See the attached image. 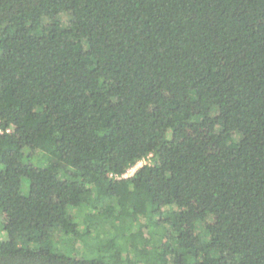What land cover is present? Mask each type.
Here are the masks:
<instances>
[{
    "label": "trees",
    "instance_id": "trees-1",
    "mask_svg": "<svg viewBox=\"0 0 264 264\" xmlns=\"http://www.w3.org/2000/svg\"><path fill=\"white\" fill-rule=\"evenodd\" d=\"M0 128V264H264V0H0Z\"/></svg>",
    "mask_w": 264,
    "mask_h": 264
},
{
    "label": "rangeland",
    "instance_id": "rangeland-1",
    "mask_svg": "<svg viewBox=\"0 0 264 264\" xmlns=\"http://www.w3.org/2000/svg\"><path fill=\"white\" fill-rule=\"evenodd\" d=\"M37 157H40V156L38 155ZM147 162H148V161L145 160V161L139 163V164L134 168V170H132V171L129 172V176H131V175L135 172V170H136L137 168H140L144 163H147ZM23 183H24V185H25V187H26V186H27V180L25 179ZM25 190H26V188H25ZM139 222H140V223H145L146 220H145L144 218H140V219H139ZM137 226H138L137 224H134V226H133V228H132L131 231L136 230V229H137ZM0 229H1V228H0Z\"/></svg>",
    "mask_w": 264,
    "mask_h": 264
},
{
    "label": "built area",
    "instance_id": "built-area-1",
    "mask_svg": "<svg viewBox=\"0 0 264 264\" xmlns=\"http://www.w3.org/2000/svg\"><path fill=\"white\" fill-rule=\"evenodd\" d=\"M3 133H9V130L7 129V130H2L1 128H0V135H2ZM138 165V164H137ZM135 168V167H134ZM134 168L133 169H131L130 171H132V170H134ZM130 171H128L127 172V174H125L124 176H123V178H127V177H129V172Z\"/></svg>",
    "mask_w": 264,
    "mask_h": 264
}]
</instances>
